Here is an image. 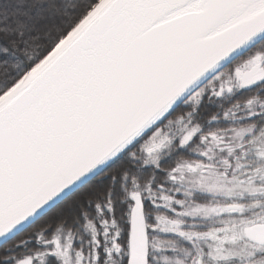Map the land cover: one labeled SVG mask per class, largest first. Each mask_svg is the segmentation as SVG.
Listing matches in <instances>:
<instances>
[{
    "label": "snow or ice",
    "instance_id": "1",
    "mask_svg": "<svg viewBox=\"0 0 264 264\" xmlns=\"http://www.w3.org/2000/svg\"><path fill=\"white\" fill-rule=\"evenodd\" d=\"M0 264H264V0H0Z\"/></svg>",
    "mask_w": 264,
    "mask_h": 264
}]
</instances>
